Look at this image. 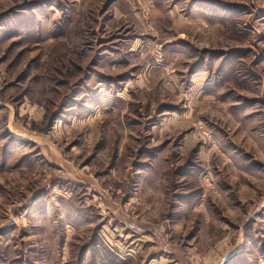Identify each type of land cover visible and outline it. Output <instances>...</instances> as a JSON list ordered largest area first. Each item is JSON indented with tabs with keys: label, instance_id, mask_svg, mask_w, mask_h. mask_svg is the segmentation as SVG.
<instances>
[{
	"label": "rangeland",
	"instance_id": "obj_1",
	"mask_svg": "<svg viewBox=\"0 0 264 264\" xmlns=\"http://www.w3.org/2000/svg\"><path fill=\"white\" fill-rule=\"evenodd\" d=\"M0 264H264V0H0Z\"/></svg>",
	"mask_w": 264,
	"mask_h": 264
},
{
	"label": "crops",
	"instance_id": "obj_2",
	"mask_svg": "<svg viewBox=\"0 0 264 264\" xmlns=\"http://www.w3.org/2000/svg\"><path fill=\"white\" fill-rule=\"evenodd\" d=\"M143 227H145V225H140V224L138 225V228L141 229V230H142ZM156 235L159 236V235H162V234H161L160 232L157 231V232H156ZM158 236H157V237H158Z\"/></svg>",
	"mask_w": 264,
	"mask_h": 264
}]
</instances>
